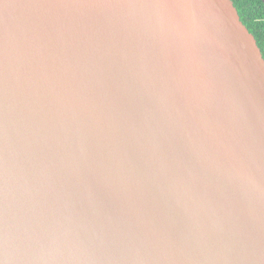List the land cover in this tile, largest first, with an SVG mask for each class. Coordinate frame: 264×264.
Listing matches in <instances>:
<instances>
[{
	"label": "water",
	"instance_id": "95a60500",
	"mask_svg": "<svg viewBox=\"0 0 264 264\" xmlns=\"http://www.w3.org/2000/svg\"><path fill=\"white\" fill-rule=\"evenodd\" d=\"M0 264H264L232 0H0Z\"/></svg>",
	"mask_w": 264,
	"mask_h": 264
},
{
	"label": "trees",
	"instance_id": "16d2710c",
	"mask_svg": "<svg viewBox=\"0 0 264 264\" xmlns=\"http://www.w3.org/2000/svg\"><path fill=\"white\" fill-rule=\"evenodd\" d=\"M240 20L253 34L264 58V3L261 0H232Z\"/></svg>",
	"mask_w": 264,
	"mask_h": 264
}]
</instances>
